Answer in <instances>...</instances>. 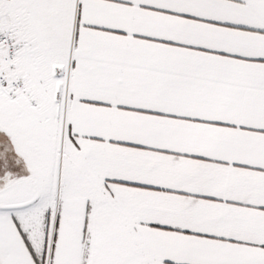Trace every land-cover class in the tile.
Instances as JSON below:
<instances>
[{
  "label": "snow or ice",
  "instance_id": "1",
  "mask_svg": "<svg viewBox=\"0 0 264 264\" xmlns=\"http://www.w3.org/2000/svg\"><path fill=\"white\" fill-rule=\"evenodd\" d=\"M0 264H264V0H0Z\"/></svg>",
  "mask_w": 264,
  "mask_h": 264
}]
</instances>
